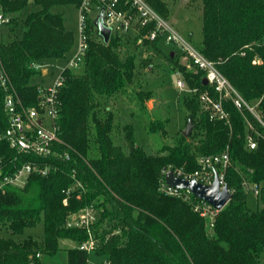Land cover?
<instances>
[{"label":"trees","instance_id":"trees-1","mask_svg":"<svg viewBox=\"0 0 264 264\" xmlns=\"http://www.w3.org/2000/svg\"><path fill=\"white\" fill-rule=\"evenodd\" d=\"M81 1L0 0L4 14L12 18L9 25L0 26V65L26 106L37 105L33 81L43 77L30 64L64 62L75 46L64 14L54 9L79 7ZM148 1L168 19L164 1ZM201 7L200 52L248 102L257 105L264 121V0H201ZM154 27L139 28L133 39L137 49L160 51L163 39L148 38ZM88 32L99 42L92 38L82 71H67L60 90V138L70 147L72 160H49L57 170L47 176L32 174L25 186H8L0 192L2 232L19 236L42 222L43 239L0 234V264H41L43 255L60 251L62 240L76 244L67 250L68 264H90L91 252L107 264H264V206L250 209V193L243 186L246 175L249 183L260 187L257 203L264 205V139H259L254 151L246 147L247 122L263 136L264 127L231 101L224 102L227 120L212 119L202 108L200 94L218 95L203 85L205 73L193 65L185 80L197 95L183 102L193 124L190 137L181 136L176 146L149 155L136 142L134 126L128 124L123 127V143L117 144L115 115L106 108L104 116L100 107L104 98L124 93L134 83L138 55L121 50L119 33L106 44L91 23ZM257 59L260 63H255ZM135 94L143 106L152 98L143 90ZM167 123L151 122L150 130L165 132ZM7 127L0 99V132ZM225 151L233 159L226 181L234 194L217 214L214 233L209 235V220L192 202L160 190L163 171L193 172L199 167L198 157ZM0 159L4 173L11 175L36 158L17 154L3 141ZM91 207L97 212V222L90 232L68 226L71 215ZM90 239L94 242L91 252L78 247Z\"/></svg>","mask_w":264,"mask_h":264},{"label":"built area","instance_id":"built-area-1","mask_svg":"<svg viewBox=\"0 0 264 264\" xmlns=\"http://www.w3.org/2000/svg\"><path fill=\"white\" fill-rule=\"evenodd\" d=\"M78 9L80 40L74 55L64 62H32L30 64V68L42 72L43 77L48 76L52 69L56 73L51 85H37L38 103L35 107H29L23 103L5 69L0 65V99L8 120L7 129L0 132V142H8L10 147L21 156L36 158L25 163L21 169L11 175L4 173V163L0 159V192H5L8 186H25L32 174L47 176L51 171L57 170V166L49 160H72L70 147L60 138V90L65 81V73L70 70L77 71L83 66L90 41L94 37V34L88 32V26L91 23L95 26V32H99L96 21L102 14L104 24L113 29V35L127 34L135 28L154 24V29L148 35L151 41L162 38L166 44L181 46L191 63L205 73L204 78L208 80V85L218 95V98H214L209 92L200 94L202 108L210 113L212 119L227 120L229 115L224 109V102L231 101L236 109L242 113H251L264 127V121L257 110V105L248 102L218 70L215 63L188 43L167 20L153 9L148 0H82ZM93 14H95L94 17ZM11 21L12 18L4 14L0 5V26L9 25ZM255 63H260V61L257 60ZM45 70L46 74H44ZM177 86L180 90L190 92L183 80L179 79ZM247 123L250 132L246 137V147L248 150L254 151L258 148L259 139H264V136L249 121ZM232 165V156L229 151H225L220 154L200 157L198 159L199 167L193 172L187 173L180 169L174 173L180 178L195 180L204 185H212L218 176L223 188L227 185L226 175ZM169 171H163L164 179L160 190L168 196L192 202L194 209L214 226L215 218L220 211L203 200L199 199L194 202L192 198L195 196L188 190H177L169 186L166 182V174ZM243 186L256 198L260 196L261 189L257 185L246 180ZM229 192L234 194L233 189L229 188ZM96 222L97 214L91 207L71 215L68 226L86 229L90 232L91 226ZM78 247L91 252L94 249V242L90 239Z\"/></svg>","mask_w":264,"mask_h":264},{"label":"rangeland","instance_id":"rangeland-1","mask_svg":"<svg viewBox=\"0 0 264 264\" xmlns=\"http://www.w3.org/2000/svg\"><path fill=\"white\" fill-rule=\"evenodd\" d=\"M162 1L169 8L168 23L188 43L200 50L203 41L201 0ZM54 11L64 14L66 27L74 36L75 46L68 54V58H71L80 40L79 9L76 6L56 7ZM92 16L94 17L95 14ZM139 33V28H135L127 34L122 33V37L120 38L121 50L123 52L137 53L138 55L135 81L128 87L126 92L109 99L104 98L100 111L104 116L106 115L104 111L106 108L114 113L116 127L114 137L117 144L123 143V127L131 124L135 128L136 142L147 154L156 155L165 146H176L188 125V114L183 102L186 98H192L194 95H197V92L188 86L190 92L180 90L177 86V81L180 79L186 82L185 75L193 71L194 67L187 54L183 52L182 47L176 44L162 42L159 52L147 48L137 49L133 39ZM94 39L99 42L95 34ZM171 52H175L172 57H170ZM257 60L260 61V59ZM82 68L78 69V71L81 72ZM55 76L56 73L52 69L48 76H38L34 79L33 83L37 85H51L54 82ZM140 90L152 94V98L147 100L144 106L136 99L135 93ZM156 121L168 122L165 132H151L150 124ZM243 177V181H246V175ZM245 191H247L246 188ZM247 204L252 210L261 209L264 206L257 203V198L252 193L248 196ZM192 206L194 207V205ZM206 228L209 235L214 233V226L210 222L207 223ZM0 234L15 239H25L32 236L37 240H42L44 226L41 222L36 227L27 229L24 234L19 236H12L6 232H2L1 229ZM75 246L76 244L70 241H60V251L54 256L43 255L41 264H68L67 250ZM89 263L104 264L105 262L103 258L91 252Z\"/></svg>","mask_w":264,"mask_h":264},{"label":"water","instance_id":"water-1","mask_svg":"<svg viewBox=\"0 0 264 264\" xmlns=\"http://www.w3.org/2000/svg\"><path fill=\"white\" fill-rule=\"evenodd\" d=\"M96 26L99 31V36L103 39L104 43L108 44L112 38L113 29L104 24L103 14L96 21ZM172 56H174V52ZM44 74H46V70ZM203 85H208V80L206 78L203 80ZM192 130L193 124L192 121L189 120L186 129L183 131V136L186 138L190 137ZM166 182L169 186L177 190L190 191L196 198L207 202L218 211H222L233 198L227 185L222 188L218 176H216L212 185H204L195 180L190 181L180 178L175 175L174 171H169L166 174Z\"/></svg>","mask_w":264,"mask_h":264}]
</instances>
